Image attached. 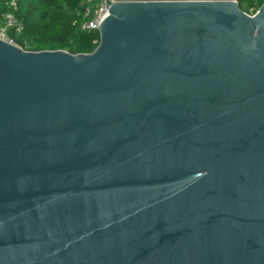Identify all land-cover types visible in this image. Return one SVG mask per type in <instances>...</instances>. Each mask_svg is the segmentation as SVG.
<instances>
[{"label":"water","instance_id":"water-1","mask_svg":"<svg viewBox=\"0 0 264 264\" xmlns=\"http://www.w3.org/2000/svg\"><path fill=\"white\" fill-rule=\"evenodd\" d=\"M97 30L0 39V264H264V0L118 1Z\"/></svg>","mask_w":264,"mask_h":264},{"label":"trees","instance_id":"trees-1","mask_svg":"<svg viewBox=\"0 0 264 264\" xmlns=\"http://www.w3.org/2000/svg\"><path fill=\"white\" fill-rule=\"evenodd\" d=\"M96 0H18L16 15L23 22L21 32L10 30L15 43L26 50L63 49L89 53L99 42L96 29H82L86 10ZM239 7L253 14L263 0H237ZM8 10L0 0V11Z\"/></svg>","mask_w":264,"mask_h":264},{"label":"built area","instance_id":"built-area-1","mask_svg":"<svg viewBox=\"0 0 264 264\" xmlns=\"http://www.w3.org/2000/svg\"><path fill=\"white\" fill-rule=\"evenodd\" d=\"M118 1L127 0H96L94 6L84 13V20L81 23L82 29L97 30L99 24L108 15L110 5ZM7 4L8 10L0 11V39L11 44H16L14 38L9 34V31L21 32L23 29V22L16 15L18 0H7Z\"/></svg>","mask_w":264,"mask_h":264}]
</instances>
